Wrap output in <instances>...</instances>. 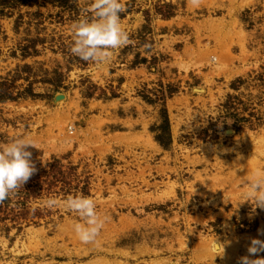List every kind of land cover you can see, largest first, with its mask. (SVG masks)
I'll list each match as a JSON object with an SVG mask.
<instances>
[{
	"label": "rangeland",
	"instance_id": "1",
	"mask_svg": "<svg viewBox=\"0 0 264 264\" xmlns=\"http://www.w3.org/2000/svg\"><path fill=\"white\" fill-rule=\"evenodd\" d=\"M90 2L0 1V143L37 145L0 202V264H238L264 239L240 195L264 173V0H122L129 43L104 64L70 52ZM75 194L104 219L93 242Z\"/></svg>",
	"mask_w": 264,
	"mask_h": 264
},
{
	"label": "clouds",
	"instance_id": "2",
	"mask_svg": "<svg viewBox=\"0 0 264 264\" xmlns=\"http://www.w3.org/2000/svg\"><path fill=\"white\" fill-rule=\"evenodd\" d=\"M86 11L91 15L82 16L69 26L70 52L85 62L107 63L111 60L112 50L129 43L128 35L121 26L120 13L124 11L122 0H91ZM30 146L37 147L31 139L23 136L0 143V202L10 198L35 171L28 150ZM241 186L243 202H249L253 211L257 207L264 209V173L245 175ZM57 203L55 198H49L45 205L53 208ZM63 206L83 221L73 225L79 240L83 243L93 242L104 223L94 201L81 194L68 195ZM258 233L264 235V229H258ZM221 245L216 240V247L220 248ZM260 252H264V239L251 238L247 246L248 255L239 257L238 264H264V257L257 255Z\"/></svg>",
	"mask_w": 264,
	"mask_h": 264
},
{
	"label": "trees",
	"instance_id": "3",
	"mask_svg": "<svg viewBox=\"0 0 264 264\" xmlns=\"http://www.w3.org/2000/svg\"><path fill=\"white\" fill-rule=\"evenodd\" d=\"M0 1H3V0H0ZM20 1H26V0H20ZM233 97L231 96V95H229V99H228V103H227V108H229L230 107V105H231V99H232ZM232 105H234L233 103H232Z\"/></svg>",
	"mask_w": 264,
	"mask_h": 264
}]
</instances>
